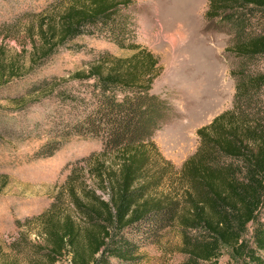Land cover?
I'll return each mask as SVG.
<instances>
[{"label":"trees","instance_id":"obj_1","mask_svg":"<svg viewBox=\"0 0 264 264\" xmlns=\"http://www.w3.org/2000/svg\"><path fill=\"white\" fill-rule=\"evenodd\" d=\"M135 6V0H61L58 12L37 23L41 44L32 58H47L84 34L132 51L128 58L100 55L87 70L71 74L85 93L67 81L40 80L31 88L30 94L57 92L70 116L51 126L41 156L52 155L71 134L103 143L102 152L87 160V166L95 161L87 172L100 194L73 172L40 217L48 262L70 253V264H134L140 238L176 225L182 264H219L224 249L235 264H264V0H208L204 17L230 26L228 50L239 65L230 72L232 107L197 131V151L178 174L182 202L150 195L166 170L151 164L162 156L150 139L170 106L149 93L159 60L134 44ZM64 203L86 226L83 242Z\"/></svg>","mask_w":264,"mask_h":264},{"label":"rangeland","instance_id":"obj_2","mask_svg":"<svg viewBox=\"0 0 264 264\" xmlns=\"http://www.w3.org/2000/svg\"><path fill=\"white\" fill-rule=\"evenodd\" d=\"M135 2L134 44L159 60L149 93L170 106L168 118L150 139L162 156H153L156 164L154 160L151 164L166 169L150 195H169L182 202L185 185L178 174L197 151V131L232 107L235 81L230 72L239 65L228 50L233 32L221 19H205L208 0ZM60 5L61 0H0V264H49L40 217L55 202L70 174L77 173L86 186L100 194L87 172L95 161L87 166V160L102 152V140L71 134L52 155L41 156L51 126L70 116L57 92H30L42 85L40 80H47L50 85L67 81L68 87L85 93L71 74L87 70L100 55L128 58L132 51L98 34H84L47 58H32L41 44L35 35L37 23L58 12ZM64 204L62 210L77 221L83 242L86 226L77 220L73 208ZM148 234L139 239V258L134 264L183 263L176 225ZM70 261L67 253L56 264ZM218 263L235 264L228 249L222 250Z\"/></svg>","mask_w":264,"mask_h":264},{"label":"bare ground","instance_id":"obj_3","mask_svg":"<svg viewBox=\"0 0 264 264\" xmlns=\"http://www.w3.org/2000/svg\"><path fill=\"white\" fill-rule=\"evenodd\" d=\"M174 147V146H173Z\"/></svg>","mask_w":264,"mask_h":264}]
</instances>
